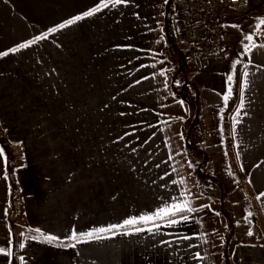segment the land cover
<instances>
[{
  "label": "crops",
  "instance_id": "crops-1",
  "mask_svg": "<svg viewBox=\"0 0 264 264\" xmlns=\"http://www.w3.org/2000/svg\"><path fill=\"white\" fill-rule=\"evenodd\" d=\"M243 1L264 10V0ZM99 3L0 0V52ZM164 16L158 0H130L0 58V123L26 165L15 164L21 198L12 204L0 163V248L13 251L12 234L20 236L26 247L16 243L18 264L20 256L25 264H215L214 236L204 232L197 210L176 225L156 221L155 233L117 235L74 249L20 235L39 227L65 241L72 230L87 232L154 214L173 197L189 200L195 209L199 175L196 170L192 179L181 166L161 114L169 47ZM256 48L244 109L249 114L242 112L238 125L232 120L230 151L237 157V183H246L264 220V115L253 113L264 111V67L254 66H264V48ZM238 253V264H264V240L245 243ZM10 262L0 254V264Z\"/></svg>",
  "mask_w": 264,
  "mask_h": 264
},
{
  "label": "rangeland",
  "instance_id": "rangeland-1",
  "mask_svg": "<svg viewBox=\"0 0 264 264\" xmlns=\"http://www.w3.org/2000/svg\"><path fill=\"white\" fill-rule=\"evenodd\" d=\"M158 1L166 7L165 0ZM210 1L214 9L222 10L227 14L220 35L219 53L202 62L188 60L187 66L183 64L177 53L168 47L165 53L168 76L163 77L166 84H161L160 91L161 114L165 120L166 130L172 133V140L174 138L179 148L178 157L181 166L190 178L193 179L206 154L211 161V169L199 181L198 195L201 198H197L193 204L201 213L199 218L203 223L204 232L207 236L211 233L214 236L215 264L219 260L225 261V264H238L236 258L241 245L264 240V220L259 214L255 201L248 198L246 183L244 186L241 183L238 185L241 176L237 157L232 156L225 136L227 115L231 112L235 101L232 96L225 105L222 96L226 93V74L232 71L233 62L242 61L235 66L237 73L244 63H248L249 56L244 54L243 45H252L255 50L259 41L264 38V24H260L259 18L264 10H254L252 2L243 0L238 4H233L230 0ZM174 5L178 29L184 49H187V30L184 28L186 24L182 22L181 10H178L180 8L176 3ZM238 10L242 13H233ZM258 24L260 26L257 29ZM247 34H252L254 41H246L244 37ZM180 101H183V104ZM253 113L264 115V111L259 109ZM180 133L183 134V138ZM187 144H189L188 149ZM13 147L15 146L10 145L7 148L8 152L3 147L8 164L13 159L14 165L17 162V166H21L23 156L19 158L15 155ZM13 178L16 181L17 191L12 198H21V188L15 171ZM6 181L9 186V181ZM249 231L253 235H248Z\"/></svg>",
  "mask_w": 264,
  "mask_h": 264
},
{
  "label": "snow or ice",
  "instance_id": "snow-or-ice-1",
  "mask_svg": "<svg viewBox=\"0 0 264 264\" xmlns=\"http://www.w3.org/2000/svg\"><path fill=\"white\" fill-rule=\"evenodd\" d=\"M130 2V0H100V3L91 8L90 10L84 12L82 15H77L64 23L59 24L56 27H53L48 30V32L42 33L40 35L34 36L33 38L20 43L19 45L12 47L8 51L0 52V58L8 56L10 53L15 54L17 52H20L23 49H27L31 47L32 45H35L39 43L40 41H43L47 39V37L51 33H55L61 29L67 28L69 25H73L77 23V21H80L84 19L85 17H91L95 15L96 13L100 12L103 8L108 7H115L118 5H127ZM167 3V0H165ZM260 24H264V19L260 20ZM260 24L257 25V29L259 28ZM237 27V26H233ZM244 39L246 41H254V36L252 34L245 35ZM257 47L264 48V44L258 45ZM244 54L249 56L248 63L243 64V71L239 73L240 81L238 86V99L239 103L235 106V116L232 117L235 124H240L242 117L241 113L243 112V115H248L246 111H244L246 107V92L249 90L251 82L249 80L250 72H249V65L252 64L251 60V52L253 50V46L249 44L243 45ZM241 60H235L233 62L232 71L228 74H226V93L222 96L223 103L225 105L228 104L230 98L234 95V85L236 84V81L234 77L237 75L236 72V65L241 64ZM258 70L261 69L262 65H254ZM181 104H183V101H180ZM235 131V129H234ZM181 138H183V134L180 133ZM0 163H3L4 165V179H8L7 174V156L4 154V149L0 147ZM189 166H191V162H189ZM21 167H26V165H21ZM15 171V170H14ZM183 183V182H181ZM11 189V185H9V191ZM264 195V193H262ZM179 201V202H177ZM196 209L190 206V201L187 199L180 200L178 197L172 198V203L165 204L162 207H159L154 214L151 215H141L139 217H131L129 219H125L122 223L117 224H109L106 227H99V228H93L90 231L87 232H77L76 230H72L70 235L66 238L68 243H60L61 238L52 235V234H46L41 228H31L28 230L29 235L25 236L24 233H21V237H23L25 240L30 241H38L40 243H46L49 245H55L57 247H65V248H76L78 244L81 243H87L93 240H101V239H108V238H114L117 235H133L138 234L144 231H148L150 233H155L159 230L160 225L156 224V221L159 220H166L168 225H176L180 222H186L189 219V213L194 212ZM5 215H7V209L5 210ZM251 215V213H249ZM176 217H179V220L176 219ZM152 224L153 227L146 228L141 227L140 225H149ZM10 231V229H9ZM248 235H253L251 231L247 233ZM181 239L187 240L189 237L184 236L181 237ZM11 243V241H9ZM162 243H171L168 241H162ZM19 248L24 249L26 247V244L24 242H19L18 244ZM0 254L4 255L5 257H13L14 253L11 248H0ZM20 264H25L26 258L24 256L19 257Z\"/></svg>",
  "mask_w": 264,
  "mask_h": 264
},
{
  "label": "built area",
  "instance_id": "built-area-1",
  "mask_svg": "<svg viewBox=\"0 0 264 264\" xmlns=\"http://www.w3.org/2000/svg\"><path fill=\"white\" fill-rule=\"evenodd\" d=\"M230 2L238 4L242 0ZM175 3L181 10L183 24H186L187 56L202 62L217 55L227 14L214 9L210 0H175Z\"/></svg>",
  "mask_w": 264,
  "mask_h": 264
},
{
  "label": "trees",
  "instance_id": "trees-1",
  "mask_svg": "<svg viewBox=\"0 0 264 264\" xmlns=\"http://www.w3.org/2000/svg\"><path fill=\"white\" fill-rule=\"evenodd\" d=\"M175 0H167L166 3V7H165V16H164V31H165V36L167 39V42L169 44V48L172 49L173 51H175L177 53V55L179 56V58L181 59V61L183 62L184 65L188 66V59H187V51L186 49H184V43L182 41V36L180 34V31L178 29V24H177V16H176V12H175ZM183 66V65H182ZM243 71V67H241V69L239 68V72L237 73V75L235 76V81L236 84L234 85V95H233V101L234 102V106H232L233 108L231 109V112H229L228 116V121L227 123H225V129H226V140L227 143L229 145V148L231 150V141H232V117L235 116V106L239 103V99H238V86H239V81H240V77H239V73ZM12 145L9 140L6 138L5 136V132L1 126L0 123V146L6 149V151L8 152V147ZM8 146V147H7ZM187 147H189V144L186 145ZM200 153H202L201 150H199ZM205 165V166H203ZM16 169L14 163H13V159L9 162L8 164V169H7V174H8V181L11 185V191H10V199H11V203L14 204V199L12 198V196L15 195L16 191H17V185H16V181L13 178V174H14V170ZM211 169V161L209 160L207 154L204 157V161L203 163L198 167L197 169V174L199 175V178H204L207 173L208 170ZM8 184V183H7ZM27 235H29V233H26ZM12 244H13V257H11V262L10 264H18V246L16 245L17 242H19V238L20 236L15 235V233L13 232L12 234ZM69 241L65 240V241H60V243H68Z\"/></svg>",
  "mask_w": 264,
  "mask_h": 264
}]
</instances>
